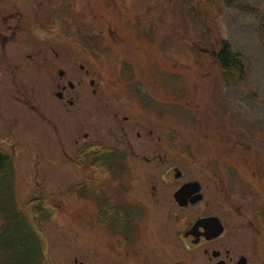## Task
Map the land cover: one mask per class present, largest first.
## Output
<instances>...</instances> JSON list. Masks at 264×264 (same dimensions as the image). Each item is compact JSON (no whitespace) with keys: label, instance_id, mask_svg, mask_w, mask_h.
Instances as JSON below:
<instances>
[{"label":"rangeland","instance_id":"374dc122","mask_svg":"<svg viewBox=\"0 0 264 264\" xmlns=\"http://www.w3.org/2000/svg\"><path fill=\"white\" fill-rule=\"evenodd\" d=\"M9 1L0 0V16L13 14L16 20L15 16L18 18L22 13L29 19L26 22L28 30L15 34L14 39L19 40L17 43L7 42L4 48L0 44V125L11 128V141L16 152V199L20 209L29 216L41 235L38 242L46 258L42 259L43 264H135L132 258H123L121 251H113L107 245L117 234L108 235L101 231L106 226L99 219L100 215H106L105 205L99 206L101 197L109 196L113 203L127 201L129 205L139 204L151 215H164L158 204L147 196L149 179L145 181V177L135 173L131 167L128 172L119 169L112 176H102L101 183L106 188L100 197L95 198L94 192L81 193V197L69 191V186L82 181L84 176L96 177L89 170L76 168L72 161L73 142L78 136L83 141L86 131L90 132L89 140H107V115L103 109L106 103L104 94L108 91L96 86L97 92L91 93V87L83 83L79 91L66 87L72 104L66 100L60 101V119L48 122V119H53L52 98L45 93L51 88L52 76L44 71L42 58L52 57L58 47L52 43V50L46 45L37 44L45 35L53 41H60V61L64 62L60 63V68L64 67L67 71L60 78V83L66 84L68 79L77 82L79 77L85 76L84 71H80L79 63L89 71L102 66L103 69H100L103 72L107 68L108 72L117 73L122 71L123 62L128 59L133 65L132 71L143 74L144 86L141 91L152 89L151 92L157 94L166 93L161 97L167 99L171 87L168 72L171 73L174 79L172 89L177 95L176 107L171 113L163 108L154 118L152 110L140 109L141 120L147 126L152 125L149 124L150 120H158L161 125L156 131L160 136L169 132L168 122L175 121L177 151L186 147L200 153L223 152L226 157L224 161L236 165H224V215L235 216L237 213L235 208L230 210L231 207L229 210L232 213L228 212L227 206L244 204L248 209L252 202L260 204L264 201V181L261 184L257 180V170L264 166V0H234L235 5H227L222 0H124V3L111 0V6L105 1L99 4L98 0H91L92 13L85 12L86 4H80L85 16L79 12L61 10L60 26H54L53 22L44 29L36 26L32 30L30 26L36 24L37 20L38 23L54 20L56 14L48 13L47 18H43L42 11L37 10L39 4H45L46 0H31L36 4L33 9L30 1L27 5L20 2L16 6ZM75 2L79 8V0ZM237 5L248 8H238ZM249 7L255 11L251 12ZM169 8L174 10V16ZM132 10L140 11L132 14ZM170 24L172 29H176V37L162 44L161 41L168 37L171 30ZM103 25L116 29L119 38L121 35L125 37L121 44L109 38L107 45L110 51H107L103 65L94 59L81 58L71 42L75 39L73 36L67 40L60 38V35L64 36L66 27L81 32H106L107 27ZM148 25L161 31L157 33L155 47L149 46L146 36L142 35L141 26L145 28ZM132 39L144 41L141 53L129 47ZM225 42L237 53L244 67L241 76L227 73L228 78L234 77L228 82L224 79L217 57L219 47ZM40 46L42 50H39ZM198 47H202L204 52ZM131 52H134L133 57ZM136 53L141 54L140 60ZM133 83L136 87L135 81ZM110 84L118 88L124 86L120 79L111 80ZM158 87L160 91L156 90ZM152 97L155 98L154 95ZM77 108L84 111L80 122L73 115ZM148 112H151L150 115ZM125 114L122 111L119 119ZM233 116L240 125L237 133L230 127ZM218 119L227 120L222 135L213 133L211 129ZM5 130V127L0 129V135ZM208 130L213 137L218 134V139H208ZM236 134L239 138L234 136ZM216 141L221 146L210 143ZM233 141L240 142L241 146L235 148ZM161 142L162 139L160 145ZM258 158H261V162L256 160ZM195 167L198 168L196 173L201 175V169ZM44 172L48 190L60 188V192L58 198L51 199V212L55 214L50 220L41 221L30 205L34 203L32 198L39 195L36 186L42 181ZM161 193L165 195L163 189ZM56 203L58 206L53 207Z\"/></svg>","mask_w":264,"mask_h":264},{"label":"flooded vegetation","instance_id":"af4514ba","mask_svg":"<svg viewBox=\"0 0 264 264\" xmlns=\"http://www.w3.org/2000/svg\"><path fill=\"white\" fill-rule=\"evenodd\" d=\"M28 1L31 2V0H11L9 2L16 6L20 5V2L22 5H27ZM104 1L108 6H111V0H98L99 4ZM80 4H86V11ZM90 4L91 0H79L80 6L77 8L75 0H46L45 4H39L37 10L42 11L43 18H47L48 13L56 14L54 20L49 19L39 23L37 20L36 24L30 26V29L32 30L36 26L44 29L53 22H55L54 26L57 24L60 26V22L62 23L61 10L71 13L75 11L85 16V12H93V7ZM29 5L31 8L36 7L33 2ZM169 10L174 16V10L171 8ZM139 11L131 13L135 14ZM15 18L16 20L13 19V14L7 13L0 16V20L2 19L0 22L2 48L7 42L17 43L19 41L14 39L17 31L28 30L26 24L28 17L21 13V16L18 18L15 16ZM36 19L37 15L35 14ZM63 20L67 21L66 18ZM103 26L107 27L106 32L103 30L81 32L66 27L64 36L60 35V38L67 40L73 36L75 39L71 42L81 58L94 59L103 65L105 64L103 59L107 57V51H110V47L107 45L110 42L109 38L113 42H120V44L125 41L124 36L121 35L119 38L120 34L116 29ZM155 29L151 25L145 28L141 26L142 35L146 36L149 46L153 47H155V41L158 40L157 33L161 32ZM169 29L171 30L168 31V37L161 41L162 44L170 42L176 37V29H172L171 24ZM43 38L42 41H37V44L46 45V48L49 47L52 50V43L58 47L52 57L43 56L42 58L44 71L52 76L51 88L45 93L52 98L53 119H48V122L60 119V101L66 100L68 104H72L73 100L71 96H67L66 87H69L71 91H79V87L83 83L91 87V93L97 92L96 86L108 91L104 94L106 103L103 109L105 116L107 115L105 131L107 140L101 138L89 140L90 132L86 131L83 133V141H80L78 138L80 136H78L73 142L72 161L77 165L76 168L83 169L82 171L89 170L96 177L84 176L82 181L78 180L70 185L69 191L76 192L81 197H83L81 193L94 192L95 198L96 196L100 197L106 188L101 183L102 176H112L119 169L128 172L131 167L135 173L143 175L145 181L149 179L150 184L147 186L150 189L147 196L164 212L163 217H159L151 215L139 204L129 205L130 202L127 201L113 203L109 196L101 197L99 206L105 205L106 208V215L99 217L106 224L101 228V231L108 235L117 234L115 239H110L107 243L110 249L116 252L121 251L123 258L129 260L132 258L135 264H264V201L260 204L257 201L252 202L251 206L246 208L247 211L244 204L227 206L228 212L232 213L230 210L233 211L235 208L237 213L235 216L224 215L226 211L223 184L224 165L234 167L236 165L233 162L226 163L223 152L200 153L186 147H183L182 151H177L178 136L175 121H169V132L160 136L156 131L161 125L158 120H150L149 124L152 125L147 126L139 117L140 109L152 110V118L158 116L163 108L170 113L174 110L177 105V95L172 89L174 79L171 78V73L168 72L169 86L171 87L167 99L161 97L166 93L164 95L157 94L151 92L152 89H150L151 91H141L144 86L143 74L133 72V65L128 59L123 62L122 71L117 73L108 72L107 68L106 72H103L100 69L102 66L89 71V69H85L84 64L79 63L80 71H84L85 76L79 77L77 82L68 79L66 84L60 83V78H63L67 72L64 67L60 68V63L64 64L63 61H60V41H53L46 35ZM134 40L132 39L129 43V47L141 53L144 41ZM42 46L39 47V50H42ZM133 54L134 52H131L132 57ZM137 55V59L140 60L141 54ZM168 59L171 58L168 56ZM71 72L74 73V70ZM116 79H120L121 83L123 80L124 86L112 87L110 81ZM134 81L136 87H134ZM100 90L102 91V89ZM156 90L160 91V87ZM153 95L155 98L152 97ZM122 111L126 114L119 119ZM149 113L151 112L147 114L150 115ZM83 114L84 111L81 108L73 111L78 122ZM237 121L238 119L233 116L230 127L233 128L234 133H237L240 128L239 121ZM226 122L227 120L223 119L216 120V124L211 127L213 133L219 132L222 135ZM4 127L6 130L0 135V240L4 239L5 235L11 231L13 222L20 214L18 212L16 214L14 211V207L19 206L14 184V154L16 155V152L11 141V128L0 125V129ZM206 134L210 140L218 139V134L213 137L209 130ZM234 136L239 138L237 134ZM211 137L213 138L211 139ZM210 143L221 146L219 141ZM233 144H235V148L241 146L240 142L233 141ZM256 160L261 162V158ZM195 166L201 169V175L196 173L198 168ZM257 173L259 175L258 182H263L264 166L262 169H258ZM45 174L44 172L41 175L43 182H38L36 186L39 195H36L35 199L32 198L34 203L30 205L31 210L36 212L35 215L41 221L50 220L55 214L51 212V199L58 198L60 192V188L56 191L48 190ZM185 185L187 186L178 195V190ZM161 189L164 190L165 195L161 193ZM57 206L56 203L53 207ZM229 207H231L230 210ZM22 216L25 220H30L27 214ZM27 233L29 234L28 231ZM34 234L39 240L41 235L37 229L34 230Z\"/></svg>","mask_w":264,"mask_h":264},{"label":"trees","instance_id":"16d2710c","mask_svg":"<svg viewBox=\"0 0 264 264\" xmlns=\"http://www.w3.org/2000/svg\"><path fill=\"white\" fill-rule=\"evenodd\" d=\"M222 1L226 2L227 5H235L234 0ZM237 7L242 9L248 8L243 5H237ZM249 10H251V12L255 11L254 8L250 7ZM217 57L220 68L225 75L226 82L230 79H234L233 76L228 78L227 73L232 72L240 76L243 74V63L237 58V53L230 49V45L227 42L223 43L222 47H219ZM2 246L10 250V254H4L2 256L5 264H40L32 237L27 233L21 221L17 219L13 222L11 231L5 235Z\"/></svg>","mask_w":264,"mask_h":264}]
</instances>
